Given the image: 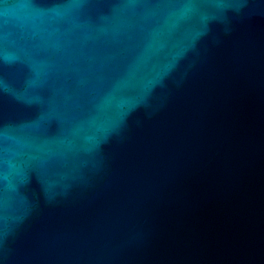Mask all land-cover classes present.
I'll list each match as a JSON object with an SVG mask.
<instances>
[{
  "label": "water",
  "instance_id": "water-1",
  "mask_svg": "<svg viewBox=\"0 0 264 264\" xmlns=\"http://www.w3.org/2000/svg\"><path fill=\"white\" fill-rule=\"evenodd\" d=\"M0 264H264V0H0Z\"/></svg>",
  "mask_w": 264,
  "mask_h": 264
}]
</instances>
